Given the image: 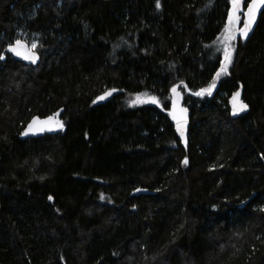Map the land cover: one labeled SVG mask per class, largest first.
I'll list each match as a JSON object with an SVG mask.
<instances>
[{"label":"trees","instance_id":"trees-1","mask_svg":"<svg viewBox=\"0 0 264 264\" xmlns=\"http://www.w3.org/2000/svg\"><path fill=\"white\" fill-rule=\"evenodd\" d=\"M159 3L0 0V264H264V14L229 42L230 0Z\"/></svg>","mask_w":264,"mask_h":264},{"label":"snow or ice","instance_id":"snow-or-ice-1","mask_svg":"<svg viewBox=\"0 0 264 264\" xmlns=\"http://www.w3.org/2000/svg\"><path fill=\"white\" fill-rule=\"evenodd\" d=\"M231 9L228 12V24L225 27V32L227 33L226 40L232 41L236 38V33L239 32V35L242 38H247L249 31L252 28L253 23L255 22L256 16L258 13L264 14V0H230ZM244 5H246V9L244 8ZM156 7L159 9L160 3L159 0H157ZM241 13L244 17L243 21V28H236L233 29L232 25L234 23H239ZM38 47V42L31 43L30 48L28 45L21 40L17 39L14 44H10L7 51L14 54L15 56L21 57L24 60L29 61L32 64H35L37 60L39 59V56L35 52V49ZM224 59L221 62V68L217 72V77L220 76L221 73L227 72V66L229 63H231L232 60V46L228 43H226L224 48ZM5 57L3 55H0V60H3ZM211 87L208 89H201L198 92L193 93L196 96H202L206 92L208 94H211ZM171 92L174 95H178L177 93V87L173 86L171 89ZM111 93L106 92L105 96L110 95ZM240 92L237 91L233 94L232 98V104H233V115H236L238 112L245 111L248 108V105L243 103L240 99ZM98 99L103 100L104 96L98 97ZM148 100L153 104H159V101L155 97H149ZM146 102L142 98V94H137L134 96L131 100L128 101L129 106H135L140 103ZM173 110L170 111L168 114L173 118V120L176 121V131L180 134L181 140H184V126L187 123L186 118H184L183 113L186 112V109H179V112L181 113L180 116L177 115V101L173 99ZM53 120V117H48L47 120L41 122L45 125L49 124ZM37 123V118H33L32 123L29 124L28 128L32 129L33 125ZM57 127L60 129H63V123L57 122ZM43 130V129H41ZM24 135L27 134V132L23 133ZM184 163L187 164V159L184 160ZM139 191V189H137ZM101 199H104L103 196H101ZM49 200H52V197L49 196ZM261 211H264V209H261Z\"/></svg>","mask_w":264,"mask_h":264},{"label":"water","instance_id":"water-1","mask_svg":"<svg viewBox=\"0 0 264 264\" xmlns=\"http://www.w3.org/2000/svg\"><path fill=\"white\" fill-rule=\"evenodd\" d=\"M259 16H260V13L257 14L255 21H257L259 19ZM8 47L9 46H7L6 50L8 49ZM28 47L30 48V46H28ZM8 53L15 60L23 61V62H29L27 60L22 59L21 57L15 56L14 54H12L10 52H8ZM177 93H178V95H174L171 92V94H170V106H171V111H172L173 110L172 101H173V99H175L177 101V115L178 116L181 115V113L179 112V109H186V112L183 113L184 118H186V120H187V123L184 126V140H186L187 137H188V130H189V119H190L189 118V112H188V109L182 104V99H181V95H180V92H179L178 88H177ZM232 98L230 99V107H231V110L233 111ZM239 99L242 101V95L241 94H240ZM245 111H241V112H238V113H244ZM48 117H53V116H48ZM48 117H44V118L34 117V118H37V123L33 125L32 129H29L28 126H29L30 123H32V121H33V118H32L27 123V125L25 127V132H27L26 135L28 137H30V138H37V137H41L42 135L47 134V133H55V132L59 131L60 128L57 127L56 124H57L58 121L59 122H61V121L58 118H56V117H53V120L49 124H47V125L41 123V122L47 120ZM171 122H172L173 130H174L176 136L181 140L180 134L176 131V121L173 120L172 117H171ZM41 129H43V130H41ZM184 140H181V141H184Z\"/></svg>","mask_w":264,"mask_h":264},{"label":"rangeland","instance_id":"rangeland-1","mask_svg":"<svg viewBox=\"0 0 264 264\" xmlns=\"http://www.w3.org/2000/svg\"><path fill=\"white\" fill-rule=\"evenodd\" d=\"M243 21H244L243 17L240 16V21H239V23H234V24L232 25L233 29H236V28H243ZM227 24H228V21H227ZM238 36H240V35H239V32L236 33V38H237ZM225 37H227V33H226ZM226 41H227V40H226ZM30 46H31V45H30Z\"/></svg>","mask_w":264,"mask_h":264}]
</instances>
